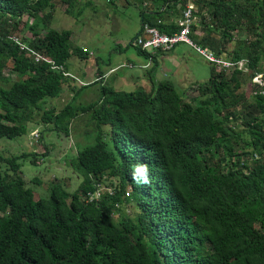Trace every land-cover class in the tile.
Listing matches in <instances>:
<instances>
[{
	"label": "trees",
	"instance_id": "trees-1",
	"mask_svg": "<svg viewBox=\"0 0 264 264\" xmlns=\"http://www.w3.org/2000/svg\"><path fill=\"white\" fill-rule=\"evenodd\" d=\"M155 1L163 10L141 14L140 26L176 31L163 17L183 4ZM195 4L204 35L190 40L216 57L246 60L251 76L264 75V0ZM52 10L51 0H0V81L8 84L0 87V139L17 138L16 123L57 98L68 80L11 42L23 30L21 18L33 20L30 37L20 38L29 50L63 71L70 56L85 59L50 28ZM239 31L249 39L229 50ZM7 64L16 78L10 83L1 76ZM207 64V81L194 84L197 96L187 101L171 81L149 78L148 90L100 87L94 101L74 105L72 97L58 111L43 110L40 121L65 135L86 115L92 140L69 162L77 189L53 184L46 199H34L25 185L20 161L28 155L0 156V264H264V93L254 85L247 101L237 93L239 71ZM137 163L149 166L150 185L132 180ZM106 179L115 181L111 194L89 200ZM128 188L132 201L124 197ZM124 205L134 206L131 216H118Z\"/></svg>",
	"mask_w": 264,
	"mask_h": 264
},
{
	"label": "rangeland",
	"instance_id": "rangeland-1",
	"mask_svg": "<svg viewBox=\"0 0 264 264\" xmlns=\"http://www.w3.org/2000/svg\"><path fill=\"white\" fill-rule=\"evenodd\" d=\"M101 1L109 8V5L105 4V0H100L96 5L97 7L81 9V13L78 16L64 15V12L54 18L52 15L51 26L57 30L58 28L60 30L65 29L63 33L67 34L68 38L76 36V39L73 40L74 45L86 44V49L90 53L97 54L95 57L99 60L97 66L100 71L105 73L109 67L114 68L121 64L124 65L118 67L115 71L113 70L114 73L107 75L104 80L96 81L94 85L84 89H81L80 84L78 85L76 81H70L68 78L67 82L73 83L72 91L70 90L71 86H65L64 94L59 95L57 98L44 99L39 104L40 110H33L29 113L26 121H18L16 123L20 133L17 138L12 140L0 139V156L3 158L18 157L20 155L29 156L20 161V170L26 182L25 185L32 191L34 199H46L50 187L57 183L68 192H73L77 189L80 179L74 175L69 162L74 158L78 148L91 142L94 130L91 121L87 119L86 115H79L71 121L69 134L65 135L60 130L52 131V125H45L40 121V115L43 110L51 108L55 111L60 110L68 103L71 95L72 99H74V105H82L94 101L98 99L100 87L113 88L117 92H132L139 87L145 90L149 88V81L145 72L136 67V64H138L136 61L140 59L136 56L135 50L128 46V42L135 38V34H138L139 31H137L139 24L137 5L125 8V0H121L116 9H111L112 19L108 17L104 20L101 13L103 10L96 11L102 5ZM111 1L118 3V0ZM51 3L53 14L56 10L61 12L60 9L65 6L60 0H55V2L51 0ZM177 5H181V3ZM175 10L178 11V19L181 9ZM197 11L196 7V21L192 26L195 29L194 32L190 30L189 35L194 34L200 38L204 35V31L201 29L200 16L197 15ZM204 17L207 20V15ZM105 21L108 23H105ZM170 21L173 22L172 19L166 20L167 23ZM31 23H33V20L25 17L21 18L20 26L21 24L23 25V30L20 31L21 27H19V30L14 32L13 36L18 38L30 37L27 28ZM246 39H249V37L243 31L231 33L232 43L228 45L229 50H232L235 42L246 41ZM91 40L102 44L96 45ZM114 42L118 46H114ZM80 50L82 51L83 49ZM167 57L174 59L176 64L172 65L165 61L163 67L160 66L153 73V79L171 81L177 93L182 92L185 94V101L196 97L197 92L194 90V84L207 81L209 76L208 64L193 49L183 44L176 45L174 50L167 54ZM127 65H130V67H127ZM148 68L149 66H146L143 69ZM245 68L246 72L241 73L239 77L240 87L237 93L243 94L247 101H250V95L254 87L251 83V78L255 74L251 76L249 68L247 66ZM173 70L176 71V74H172ZM1 73V76L7 79L9 83L16 80L9 64ZM133 77L136 79L133 80ZM7 85V83L0 81V87H6ZM198 99L201 98L199 97ZM31 154L35 156L34 165L30 164V160H32ZM114 184V180H104L98 188V194L109 191V188H112ZM126 194L128 201H132L129 188L125 191L124 197H126ZM133 213V205H124L121 211L118 212V216L121 214L131 216ZM118 216L116 214V219Z\"/></svg>",
	"mask_w": 264,
	"mask_h": 264
},
{
	"label": "built area",
	"instance_id": "built-area-1",
	"mask_svg": "<svg viewBox=\"0 0 264 264\" xmlns=\"http://www.w3.org/2000/svg\"><path fill=\"white\" fill-rule=\"evenodd\" d=\"M196 0H179L181 5L183 4L182 9L180 10V14L178 19L175 21V25L177 30L171 32L169 34L160 33L156 28L149 27L147 25L140 26L138 34L136 37L130 42V47L137 48L142 52L149 54V57L146 59V63L142 66V69L146 66H149L151 56L157 53H166L170 52L176 45L183 44L185 46L190 47L195 51L197 55H199L206 63L212 64L217 71L222 70H236L243 74L246 72L245 66H247L246 60H240L237 62H232L221 57H216L212 51L207 48H201L195 45L189 38V32L191 27L195 24L196 21ZM11 42L18 47L20 51H27L31 56H33V61L38 62L42 61L50 65L51 70H55L59 72L62 76L69 78L71 80H75L80 85H84L72 75L67 72H64L63 69L59 66H55L52 61L47 60L40 55L34 53L29 50L26 46H24L17 36H11L9 38ZM83 51V50H82ZM84 52V51H83ZM130 67V65H127ZM251 83L260 88V93H264V75L255 74L251 78ZM251 94H254L252 92ZM255 158V156H254ZM99 188V187H98ZM98 188L95 192L88 195V199H97L98 198ZM111 188L109 191H106L108 194H111ZM127 195V194H126Z\"/></svg>",
	"mask_w": 264,
	"mask_h": 264
},
{
	"label": "crops",
	"instance_id": "crops-1",
	"mask_svg": "<svg viewBox=\"0 0 264 264\" xmlns=\"http://www.w3.org/2000/svg\"><path fill=\"white\" fill-rule=\"evenodd\" d=\"M52 1L55 2V0H52ZM99 1L100 0H68L67 3L62 2L65 5L64 8H61L60 9L61 12H58L56 10L57 13H56V11L54 12L53 18L56 15L60 16L61 14H63V12H64V15H67L68 14L70 16H72V15L78 16L81 13V9H83V8L85 9V8H88V7H97L96 5H97V3ZM101 3H102V1H101ZM119 3H121V0H118V3H114L111 0H105V4L106 5H109V8L110 9L107 8V6H105L102 3V5L100 7H98L96 9V11L97 10H100V11L103 10V12L101 11V13H102V16H103L104 20L107 19L108 17L110 19H112L111 9H116L117 6L119 5ZM132 5L133 6L137 5L136 9H137L138 21H139L137 31L139 30V27H140L141 14L147 15L148 13H154L153 11H155L156 8H158L159 11H162L163 8H164L163 6H160L161 4L158 3L155 0L154 1L153 0H125V8L126 7H129V6H132ZM176 8H178V6H176ZM177 15H178V13L175 15L174 12H170V13L168 12L167 15H164L163 20L166 21V20H171L172 19L173 20V23H174L175 20L177 19ZM53 18H52V20H53ZM105 23H108V22L105 21ZM50 28H52L51 24H50ZM54 30L57 31L59 34L64 35V36H66L68 38L67 34L65 35L63 33L65 29L60 30L58 28V30H57V29L54 28ZM136 35L137 34H135V36ZM74 39H76V36L75 37H72L71 36V37L68 38L69 42L74 47H77L78 49H83V51H85V59H80V58H78L76 56H70V58L67 61L66 70H64V71L67 72V73H69L74 78H76L78 81H80L81 83L84 84V85H79V83L76 82V83H78L79 86H85V85L91 84L92 81L93 82L94 81H97L98 82L99 80L102 81V80H104L107 77V75L114 73L115 69H118V67H121L122 65H124V64H121V65H118V66H116L114 68H110L109 67L108 70L105 73L102 72V71H100L99 67L97 66L99 60L95 57V55H97V54H95L93 52L90 53L89 50L86 49V44H84V45L83 44L74 45L73 44L74 43L73 42ZM133 39H131L128 42V46H130V42ZM91 42H94L96 45H101L102 44V43H99L98 41H92L91 40ZM113 45L114 46H118L116 42H114ZM173 50H174V48L170 52H172ZM170 52H168V53H170ZM168 53H165V54L157 53V54H155L154 55L155 56L154 61L151 59L150 60V63H149V68L148 69H145V70L142 69L141 67L146 63V60H144L142 58V56H140L137 53H135L136 56L140 59V60H137L136 61L138 63V64H136V67H138V69L144 71L145 72V75L147 76L148 79L151 78L152 80H157V79H153V77H152L153 76V73L160 66L163 67V63L165 61L167 63L172 64V65L176 64L175 61H174V59L167 57V54ZM126 64H130V63H126ZM132 66H134V65H132ZM173 73L176 74V71L173 70L172 74ZM135 79L136 78L133 77V80H135ZM69 80L75 82V80H71V79H69ZM72 84L73 83L67 82V84L63 86V90H62V92H61L60 95L64 94V87L65 86H68V87L71 86L70 87V90L72 91V89H71L72 88ZM139 88H142V87H139ZM69 98L71 99L72 98V95Z\"/></svg>",
	"mask_w": 264,
	"mask_h": 264
},
{
	"label": "clouds",
	"instance_id": "clouds-1",
	"mask_svg": "<svg viewBox=\"0 0 264 264\" xmlns=\"http://www.w3.org/2000/svg\"><path fill=\"white\" fill-rule=\"evenodd\" d=\"M132 180L138 185H150L152 179L149 166L143 163L133 165Z\"/></svg>",
	"mask_w": 264,
	"mask_h": 264
}]
</instances>
